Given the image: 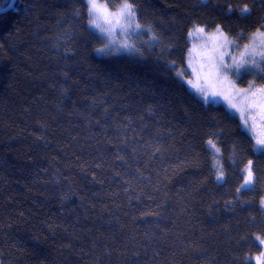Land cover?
<instances>
[{
    "label": "trees",
    "instance_id": "16d2710c",
    "mask_svg": "<svg viewBox=\"0 0 264 264\" xmlns=\"http://www.w3.org/2000/svg\"><path fill=\"white\" fill-rule=\"evenodd\" d=\"M134 2L160 37L143 56L98 54L85 0H0L1 264H254L264 153L177 72L194 25L249 36L264 0Z\"/></svg>",
    "mask_w": 264,
    "mask_h": 264
},
{
    "label": "snow or ice",
    "instance_id": "6c2138e0",
    "mask_svg": "<svg viewBox=\"0 0 264 264\" xmlns=\"http://www.w3.org/2000/svg\"><path fill=\"white\" fill-rule=\"evenodd\" d=\"M202 3L206 0H201ZM86 6L90 19L88 25L91 28L97 29L100 34L107 38V42L103 47L97 48L96 51L101 55H110V46L119 45L115 48V51H124L131 55L143 56L144 52L141 47L136 43H129L127 39L123 41H117L115 29L119 27L122 31L121 34H128L131 30V34L136 37L147 35L146 40H141L142 45H146L149 49L154 48L156 44L160 43V37L155 33L150 24H143L137 17V7L134 0H124L122 6L115 12H110L106 6L99 5L97 0H86ZM228 12L238 11L241 17H244L251 13V9L245 3L242 7L227 9ZM103 21V24L100 21ZM104 25H108L105 27ZM194 29L197 32L203 33L205 29L194 25ZM193 33L189 32V36ZM216 43L212 49V55L208 57L209 71L205 77V83H208V79L211 78L215 83L220 85H227L228 88L236 95L242 96L245 100H249L246 110L241 111L235 104L229 100V108L235 109L240 112V119L242 121L243 128L245 131L250 132L252 130L249 124L250 120H255V117L251 115V109L258 106V103L264 100V83H257V77L259 80L264 81V24H261L255 32L249 36H245L243 32L237 34L234 37H230L226 34L220 25L216 26L215 31ZM241 39H246L247 43L241 45ZM232 49V52L229 51ZM232 53H238L234 55ZM227 57V59H226ZM175 63L174 61L172 62ZM250 73L253 75V79L248 82L246 88H238L232 77H240L241 73ZM195 69H193V73ZM178 76L183 77L185 73L179 72ZM187 84L196 89L197 92L201 93L205 103L215 102V97L223 95L221 91H205L203 87H198L193 84L191 79H188ZM226 99L228 97H225ZM264 107V105H260ZM217 136V134H210ZM219 137L217 136V139ZM207 144L210 148L215 150L216 154H220L221 149L217 147V144L213 139H208ZM254 151L264 153V139L256 138V143L253 145ZM252 161H248L247 176L244 178V183L237 188V193L241 190L246 189L251 191L254 186L253 181V170ZM213 167H216L214 164ZM224 179L223 171L218 170L217 180L222 181ZM261 207L264 208V199L260 201ZM257 240L261 244H264V239L257 236ZM264 256V253H261ZM257 264H260L259 258Z\"/></svg>",
    "mask_w": 264,
    "mask_h": 264
},
{
    "label": "rangeland",
    "instance_id": "374dc122",
    "mask_svg": "<svg viewBox=\"0 0 264 264\" xmlns=\"http://www.w3.org/2000/svg\"><path fill=\"white\" fill-rule=\"evenodd\" d=\"M97 3L99 5L106 6L104 3L101 2V0H97ZM121 6L122 5H120L115 10H110V9L108 10L110 12H115ZM100 22L103 24L102 20ZM104 26L107 27L108 25H104ZM90 29L93 31L94 34L102 38L105 43L107 42V38L104 35L100 34L97 29H94L91 27ZM121 31L122 30L119 27L115 29L117 41H123L125 39H127L129 43H135L136 41H138V37H136L135 35H132L131 30H129L128 34H124V35L121 34ZM215 31L216 29L210 32L206 31L205 29L203 33H200V32L195 31L194 27L190 30V32H192L193 35L192 36L188 35L189 45H188L186 55H185V63H184L185 66L182 70H179L177 72V73L183 72L185 73V75L183 77L181 76H178V77L194 93V95H196V97L201 99L203 102L204 100L202 98L201 93L197 92L195 88L187 84L186 81L188 79H191L193 84L197 85L198 87H203L205 91L223 92V95L215 97V102H211V98H210V102L213 104L222 105L230 114L238 118V120L241 123V127L243 128L242 121L240 119V112L236 111L235 109L229 108V100H231V102L235 104L237 108H239L241 111L246 110V106L248 103H250V101L245 100L242 96L236 95L234 92H232L228 88L227 85H220L218 83H215L211 78L208 79V83H205V77L207 76V73L209 71L208 57L213 54L212 49L215 46V43L217 42L216 37L214 35ZM118 46L119 45L110 46V51H112L115 55H131L124 51H120V52L115 51V48ZM229 51L232 52V49L229 48ZM232 54L238 55V53H232ZM193 69H195L194 73H193ZM244 73L245 72L242 71L241 75H243ZM238 78L239 77H232V79L236 83V86L238 88H246L248 84L244 87H240L237 85ZM225 97H228V98L226 99ZM260 105H264V100L260 101L257 107L251 109V115L255 117V120L249 121V124L251 125L252 130L250 132L246 131L252 137L254 145L256 143V138L264 139V107ZM256 153H259V152H256ZM247 167H248V164L243 169V183H244V178L247 176V171H245ZM258 244L261 247L260 252L259 254L254 256L252 260L251 259L250 260L254 264H257V260L259 258L260 264H264V256L261 255V253H264V244H261L260 241H258Z\"/></svg>",
    "mask_w": 264,
    "mask_h": 264
},
{
    "label": "water",
    "instance_id": "95a60500",
    "mask_svg": "<svg viewBox=\"0 0 264 264\" xmlns=\"http://www.w3.org/2000/svg\"><path fill=\"white\" fill-rule=\"evenodd\" d=\"M0 264H1V262H0Z\"/></svg>",
    "mask_w": 264,
    "mask_h": 264
}]
</instances>
